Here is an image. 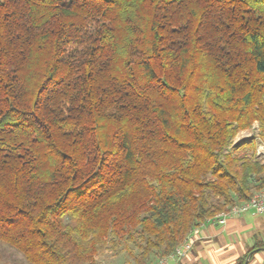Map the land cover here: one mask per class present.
<instances>
[{
    "label": "trees",
    "instance_id": "1",
    "mask_svg": "<svg viewBox=\"0 0 264 264\" xmlns=\"http://www.w3.org/2000/svg\"><path fill=\"white\" fill-rule=\"evenodd\" d=\"M260 143L264 0H0V243L28 264H153L264 190Z\"/></svg>",
    "mask_w": 264,
    "mask_h": 264
},
{
    "label": "crops",
    "instance_id": "2",
    "mask_svg": "<svg viewBox=\"0 0 264 264\" xmlns=\"http://www.w3.org/2000/svg\"><path fill=\"white\" fill-rule=\"evenodd\" d=\"M190 248L167 264H264V212L228 216L223 223L209 219L194 228Z\"/></svg>",
    "mask_w": 264,
    "mask_h": 264
},
{
    "label": "rangeland",
    "instance_id": "3",
    "mask_svg": "<svg viewBox=\"0 0 264 264\" xmlns=\"http://www.w3.org/2000/svg\"><path fill=\"white\" fill-rule=\"evenodd\" d=\"M257 131V124L254 123L253 127L240 131L236 140H247L253 133ZM257 154L264 161V144L260 143L256 149ZM99 264H128L125 262L124 254H113L110 250L103 251L97 257ZM0 264H28L23 255L12 247L0 243Z\"/></svg>",
    "mask_w": 264,
    "mask_h": 264
},
{
    "label": "built area",
    "instance_id": "4",
    "mask_svg": "<svg viewBox=\"0 0 264 264\" xmlns=\"http://www.w3.org/2000/svg\"><path fill=\"white\" fill-rule=\"evenodd\" d=\"M253 211L257 213L264 212V190L256 191L249 199L232 205L227 211L216 215L213 220L223 223L228 216H238L244 212ZM191 244L189 239L184 240L171 253L158 258L153 264H167L169 258L179 257L189 250Z\"/></svg>",
    "mask_w": 264,
    "mask_h": 264
},
{
    "label": "water",
    "instance_id": "5",
    "mask_svg": "<svg viewBox=\"0 0 264 264\" xmlns=\"http://www.w3.org/2000/svg\"><path fill=\"white\" fill-rule=\"evenodd\" d=\"M251 254H252V251L248 252V254H247V256H246V259H245V261H244V264L247 263V261H248V259H249V257H250Z\"/></svg>",
    "mask_w": 264,
    "mask_h": 264
}]
</instances>
